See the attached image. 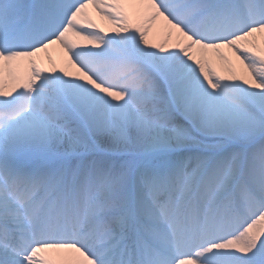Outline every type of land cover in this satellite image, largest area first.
I'll return each instance as SVG.
<instances>
[{
    "label": "bare ground",
    "instance_id": "obj_1",
    "mask_svg": "<svg viewBox=\"0 0 264 264\" xmlns=\"http://www.w3.org/2000/svg\"><path fill=\"white\" fill-rule=\"evenodd\" d=\"M208 1L215 2V14L219 12L217 9L225 6V0H83L79 5L76 0H41L34 15L45 22L47 30L53 33V43L45 45V40L27 41V48L20 51L15 44L3 39L9 34L8 29L0 32V123L8 124L6 133L0 130V147L10 150L12 143L18 144L22 140L31 145H51L55 151L68 154V160L75 156L85 159L88 154L82 146L90 135L101 146L100 153L108 155L95 162L93 170L89 171L92 172L90 183L99 191L107 213H123L125 221L122 227L128 232L139 228L141 224L136 215L131 214L127 197L132 194L130 201L137 210L141 198L140 184L143 190L145 185L151 194L158 193L160 189L166 191L167 196L162 198L159 206L168 210L176 203L173 190H178L176 185L182 180L177 170L146 178L149 169L141 164L134 178L118 185L113 182L117 169L113 162L114 156L130 150H149L144 142L146 136L151 137L152 121L158 123L159 129L164 123L159 117L163 104L170 103L172 109L186 121L199 127L205 121V109L211 107L204 84L212 80L220 83V86L240 85L250 103L264 110V87L250 70L251 67L264 70V24L259 23L253 31H244L237 36L236 31L242 29L239 26L231 28L226 23L223 25H227V32L214 34L209 28L203 31L200 23L205 16L194 14L193 9ZM239 5L241 8L245 6L244 3ZM6 10L11 15L17 12L11 7ZM241 13V20L250 16L244 10ZM200 39L204 45L196 44ZM139 44H143V53L136 50ZM201 51L205 52L203 54H206L215 69L207 63L208 60H204ZM9 58H16V63L11 64ZM199 62L206 65L208 80L199 76ZM16 67L27 84L22 89V92L26 90L24 93L20 91L19 82L14 79L15 75L20 74L19 71L16 74ZM207 90H211V86ZM18 91L21 92L20 98L27 95V99L21 103H18L19 99H13ZM155 104L157 107L153 106ZM7 114L8 118L5 117ZM176 131L179 132V129ZM176 131L170 130L169 135L176 134ZM195 138L198 140L192 146L198 147V153L203 136L196 134ZM2 160L0 174L3 173V178L9 180V185L10 176L18 181L23 174L26 176L33 172L41 177L45 172L44 169L31 166L24 169L14 167L9 173ZM50 173L48 176L51 179ZM175 173L178 175L175 176ZM169 177L172 185L166 183ZM60 180L64 182L63 178ZM2 181L0 220L9 231L0 225V264H108L107 260H110L114 248L109 250L107 256H103L99 254L103 245L94 243L105 238L109 231L101 232L94 219L68 202L64 203L67 213L75 215L77 222L86 224L84 232L76 233V239L82 243L90 240L88 250L80 252L72 243L66 249L58 243L48 244V249L42 250L40 246L32 247L27 240L23 254L10 251L2 241L10 244L22 241L20 238L23 239V236H20L18 227L20 223L23 227V222L20 220L27 213L38 215L44 210L42 202L48 183L42 182L38 191L27 190L25 194H20L11 184L12 194L16 197L23 195L26 201L20 210L11 204V197ZM159 181H163V184ZM209 187L210 182L205 183L196 191L193 189L183 193L181 200L177 199L180 200L177 203L179 212L172 216L171 225L163 226L167 236L173 235L175 230L176 234H181L178 241H175L176 238L167 239L160 250L143 253L135 264H167L175 255L183 257L185 250L190 247L186 238L195 231V227L197 230L200 228V234L204 236H219L221 240L213 245L221 244L228 235L209 230L212 214L201 224L196 214L194 221L197 222H191V228H188L190 223L185 221L179 224L178 220L182 208L193 196L197 201L198 212L200 200L205 201L209 195ZM210 190L215 192L218 187L212 186ZM57 200H53L50 206L52 215L58 214L59 204L65 201L62 196H58ZM234 201H237L236 197ZM215 205L211 209L218 208L215 215L221 216L219 206ZM246 208L241 213L246 211L251 215V208ZM102 214L100 212L98 216ZM240 215L237 213V216ZM237 220L235 218L233 221ZM223 230L226 232L225 227L220 231ZM149 238L157 244L156 235ZM229 243H226L227 247L231 246L235 252L225 255L242 257L246 244L237 240ZM193 257V262L180 258L178 264H200L197 261L200 257ZM211 264L224 263L218 261Z\"/></svg>",
    "mask_w": 264,
    "mask_h": 264
},
{
    "label": "rangeland",
    "instance_id": "obj_2",
    "mask_svg": "<svg viewBox=\"0 0 264 264\" xmlns=\"http://www.w3.org/2000/svg\"><path fill=\"white\" fill-rule=\"evenodd\" d=\"M257 1L262 5L259 6V9L262 12L264 21V0ZM213 7L214 4L208 2L196 8V13L206 14L205 24H210L212 22V20L209 21L210 18H215L218 15L212 11ZM226 8L230 14L233 8L226 6L222 11H225ZM221 15L223 18L217 19V23L222 19L224 21L228 20V15ZM234 16L233 21H237L236 14ZM197 43L202 42L197 40ZM136 50L143 53V44L136 46ZM203 53L205 52H200L204 60L207 61L206 54ZM15 60L16 58H9L11 64L16 63L17 60ZM207 63L215 69L209 60ZM198 65L199 76H203V79L208 80L206 65L204 66L201 62ZM262 67L264 68V65ZM250 70L256 80L264 87V70H258L254 67H251ZM11 71L13 72V70ZM14 79L19 82L18 86L22 92V89L24 90L27 85L22 73L15 75ZM208 82H205L204 90L208 91L207 97L211 107L205 109L204 123L196 127L173 110L170 103L167 105V103L158 102L161 105L163 104L159 117L164 123L159 129L158 123L152 121L151 139L146 136L144 142L149 150H130L115 155L113 162L117 169L116 179L113 182L118 185L131 179L135 176L141 164L149 169L146 172V178L177 170L182 180L176 185L178 190L173 191L178 195V198H181L183 193L199 189L200 185L209 184L210 182V187L217 186L218 190L213 192L209 187V195L205 198V202L211 198L207 203L203 199L200 200L198 214L205 219L209 211V204L212 205L222 201L221 213L228 217L233 205L231 199L235 197L240 204L239 208L250 207L252 210L251 215L246 214L243 216L244 221L238 225L236 233H234V240L244 242L246 250L242 257H231L230 255L227 257L226 253L235 252L230 247H215L214 250H210V247H207L208 245H203L202 250L197 251V257H200V260L197 261L200 264H211L218 261L224 264H264V110L257 109L250 103L240 85L224 84L220 86L221 84L218 82L212 80ZM209 86H211V90H207ZM20 91L13 98L14 101L19 99L18 103L27 99V95L20 98ZM157 104L153 106L155 107ZM176 129H179V132ZM0 130L6 133L8 124L1 122ZM170 130L176 131V134L173 133L170 136ZM196 134L203 136L199 154L196 151L198 147L192 146L198 140L195 138ZM87 137V145L84 144L82 147L89 154V157L84 159L86 160L85 163H88L87 166H89L91 163L107 158L108 155L100 153L101 146L96 143L92 136L88 135ZM54 149L51 145L46 146L42 143L31 145L21 140L18 144L12 143L10 150L0 147V159H4L7 168H11L14 165L15 157L18 155L25 156L29 162L64 155V152L60 153ZM181 155L183 156L181 157ZM186 160L187 163H185ZM246 169L249 171L247 175ZM251 173L252 177L250 178ZM176 175L178 174L175 173ZM167 179L166 183L172 185L170 177ZM141 185L139 186L141 193L146 194V190L143 191ZM194 185L196 187H193ZM233 192L235 194H232ZM142 202L145 204L144 201ZM143 209L144 206L142 205L141 210L143 211ZM237 210L240 211V209ZM231 215L235 216L234 213H231ZM202 257H208V259ZM193 258L189 257V261Z\"/></svg>",
    "mask_w": 264,
    "mask_h": 264
}]
</instances>
